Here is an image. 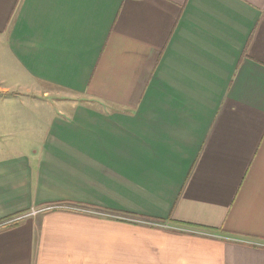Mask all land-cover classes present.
<instances>
[{"label":"crops","instance_id":"0c3cea01","mask_svg":"<svg viewBox=\"0 0 264 264\" xmlns=\"http://www.w3.org/2000/svg\"><path fill=\"white\" fill-rule=\"evenodd\" d=\"M0 264H264V0H0Z\"/></svg>","mask_w":264,"mask_h":264},{"label":"built area","instance_id":"2783aa9c","mask_svg":"<svg viewBox=\"0 0 264 264\" xmlns=\"http://www.w3.org/2000/svg\"><path fill=\"white\" fill-rule=\"evenodd\" d=\"M57 207L56 206H50V207H45V208H42L41 210H33V211H31L29 214H25L24 216H21L20 218H18V219H16V220H13V222H16V221H20V220H22V219H24V218H26V217H29V216H32V215H36L37 213H39V212H47V211H51V210H54V209H56ZM59 208H61V209H66V210H69V211H75V212H80V213H85L84 211H82V210H79V209H75V208H70V207H65V206H61V207H59Z\"/></svg>","mask_w":264,"mask_h":264}]
</instances>
